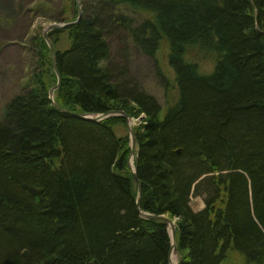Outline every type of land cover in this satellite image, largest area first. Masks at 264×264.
I'll list each match as a JSON object with an SVG mask.
<instances>
[{"label": "trees", "instance_id": "obj_1", "mask_svg": "<svg viewBox=\"0 0 264 264\" xmlns=\"http://www.w3.org/2000/svg\"><path fill=\"white\" fill-rule=\"evenodd\" d=\"M81 1L82 19L48 34L55 45L62 31L70 40L56 50L55 100L139 120L140 205L130 134L114 130L126 118L53 106L58 76L42 31L26 56L37 70L0 118V264H170L167 222L141 212L176 221L177 264H232L236 254L264 264V0ZM46 2L29 11L78 18L76 0L52 11ZM113 27L152 56L168 45L175 105L113 75ZM194 197L205 203L198 211Z\"/></svg>", "mask_w": 264, "mask_h": 264}, {"label": "rangeland", "instance_id": "obj_2", "mask_svg": "<svg viewBox=\"0 0 264 264\" xmlns=\"http://www.w3.org/2000/svg\"><path fill=\"white\" fill-rule=\"evenodd\" d=\"M37 1L38 0H0V15H4L11 19L9 23L0 18V27L2 26L0 29V118L6 99L14 92L22 91L25 85L24 80L28 78L29 73L33 70H37L36 66L31 67L29 63L26 62L28 61L26 57L27 54L30 50H34L31 40L33 37L36 38L42 31L43 35H45V30L51 24L59 23L55 21V16L52 15V13H47V11H42L35 15L30 12L29 10L35 6ZM64 1L65 0H47L46 3L50 11H52L54 8L60 9ZM81 5L83 11L82 1ZM99 7L100 5L98 7L96 5L97 9ZM141 19L142 18L137 17L138 22H140ZM78 20L79 18H76L75 20H71V22L65 23H69L70 25L72 22L76 23ZM42 27L43 30H41ZM113 29V32H108L106 35L111 51L108 62L114 72L113 75L119 77L123 84L136 87L138 90L143 89L146 93L155 96L163 108L175 105L178 101L179 92L177 90L176 74L169 63L168 45H163L162 48L152 56L144 53L135 46L130 40L126 30L119 27H113ZM61 35L60 42L56 45L54 44L55 50L65 49L70 44L68 32L62 31ZM31 55L32 54H30V56ZM202 68L210 70L212 68L211 61L204 62ZM58 83L57 81V84L53 88H55ZM57 89H55V91ZM165 112L166 109L163 113ZM138 123L139 120L136 118H131L129 121L132 128ZM126 125L127 123L125 124L123 121L117 122L114 125L117 136L123 137L127 135L129 131ZM135 160L136 156H134V163ZM191 205L195 211H198L204 207L205 203L201 197H194L192 198ZM169 230H171L170 226ZM178 260L179 255L176 254V260L173 264H177ZM231 261L232 264H243L242 258L237 254Z\"/></svg>", "mask_w": 264, "mask_h": 264}, {"label": "water", "instance_id": "obj_3", "mask_svg": "<svg viewBox=\"0 0 264 264\" xmlns=\"http://www.w3.org/2000/svg\"><path fill=\"white\" fill-rule=\"evenodd\" d=\"M77 5H78V11H79V15H78V18L79 20L83 17V11H82V5H81V0H77ZM64 23L60 24V23H53L51 24L50 26L47 27V29L45 30V38L50 46V49H51V53H52V62H53V68L58 76V79L61 80V74H60V71L58 69V65H57V57H56V50H55V47H54V44L52 43V41L50 40V37L48 35V33L53 30V29H57V28H61L63 26ZM53 93V90L51 91V94ZM54 106L57 108V109H60L66 113H69V114H73L75 116H78L80 118H84V119H88V120H103L109 116H124L126 118V123H127V127H128V131H129V134H130V138H131V152H130V156H129V165H130V168L132 170V173H133V176H134V179L137 181L138 183V199H137V204L138 206L140 205V201H141V195H142V183L140 182L139 178H138V175H137V169L136 167L132 166L131 164V161H132V158H134V156H138V152L136 150V136H135V133L133 132V129L132 127L130 126L129 124V121L131 119V116L127 115L126 113H124L123 111H111V112H108V113H104V114H99V115H81V114H77L75 112H72V111H69L65 108H63L62 106L58 105L57 103H54ZM142 215L146 218H151V219H159V220H163L165 222H167V224L170 226V235H171V238H172V249H171V256H170V264H172L173 260H172V254L173 252H175L177 255L178 254V247H177V241H176V222L171 219L170 217H168L167 215H160V214H150V213H146V212H141Z\"/></svg>", "mask_w": 264, "mask_h": 264}, {"label": "bare ground", "instance_id": "obj_4", "mask_svg": "<svg viewBox=\"0 0 264 264\" xmlns=\"http://www.w3.org/2000/svg\"><path fill=\"white\" fill-rule=\"evenodd\" d=\"M79 21V20H78ZM77 21V22H78ZM69 25V23H64L63 24V26L62 27H66V26H68ZM58 85L55 87V88H52L51 89V91L53 90V93L51 94V91H50V94H49V98H50V100H51V102H52V104H53V106H54V103H57L56 102V100H55V98H54V91H55V89H57L59 86H60V82H61V80H59L58 79ZM58 104V103H57ZM59 105V104H58ZM55 107V106H54ZM56 108V107H55ZM117 111H120V110H117ZM124 113H125V111H123ZM103 114V113H102ZM127 114V113H126ZM97 115H99V114H97ZM131 164H132V166L134 167V158H132V161H131ZM172 260H173V262H172V264L174 263V261L176 260V253L175 252H173V255H172Z\"/></svg>", "mask_w": 264, "mask_h": 264}]
</instances>
